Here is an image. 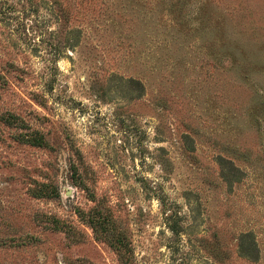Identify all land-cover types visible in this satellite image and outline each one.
<instances>
[{
	"label": "rangeland",
	"instance_id": "374dc122",
	"mask_svg": "<svg viewBox=\"0 0 264 264\" xmlns=\"http://www.w3.org/2000/svg\"><path fill=\"white\" fill-rule=\"evenodd\" d=\"M0 264H264V0H0Z\"/></svg>",
	"mask_w": 264,
	"mask_h": 264
},
{
	"label": "trees",
	"instance_id": "16d2710c",
	"mask_svg": "<svg viewBox=\"0 0 264 264\" xmlns=\"http://www.w3.org/2000/svg\"><path fill=\"white\" fill-rule=\"evenodd\" d=\"M127 82L129 83H134L137 85V81H132V80H128ZM139 84V83H138ZM141 88V85H140ZM7 120L9 118L13 119L14 117L12 115L7 116ZM24 141L32 144V145H43L45 142L43 140V138L37 134V133H33L29 136H27L26 138H24ZM96 218L95 220H92L91 218L86 220L87 225L91 228V231L93 232V235L95 236V238L99 237L98 234H96L97 230H100L101 226V214L96 212ZM237 249L238 251L241 253V255L255 260L257 258V252H256V248L254 246L253 241L250 238L249 234H240L237 237Z\"/></svg>",
	"mask_w": 264,
	"mask_h": 264
}]
</instances>
